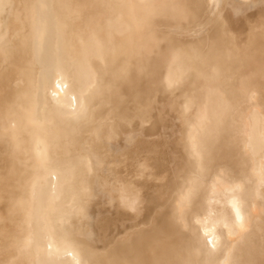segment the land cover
I'll return each mask as SVG.
<instances>
[{
    "label": "bare ground",
    "instance_id": "bare-ground-1",
    "mask_svg": "<svg viewBox=\"0 0 264 264\" xmlns=\"http://www.w3.org/2000/svg\"><path fill=\"white\" fill-rule=\"evenodd\" d=\"M0 264H264V0H0Z\"/></svg>",
    "mask_w": 264,
    "mask_h": 264
}]
</instances>
